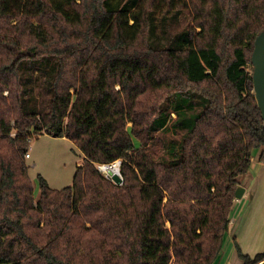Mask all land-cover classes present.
I'll return each mask as SVG.
<instances>
[{"label":"trees","instance_id":"1","mask_svg":"<svg viewBox=\"0 0 264 264\" xmlns=\"http://www.w3.org/2000/svg\"><path fill=\"white\" fill-rule=\"evenodd\" d=\"M260 32L264 0H0V264H215L264 147ZM42 133L83 161L35 198ZM115 160L122 184L98 168Z\"/></svg>","mask_w":264,"mask_h":264},{"label":"crops","instance_id":"2","mask_svg":"<svg viewBox=\"0 0 264 264\" xmlns=\"http://www.w3.org/2000/svg\"><path fill=\"white\" fill-rule=\"evenodd\" d=\"M261 154L264 155V147L253 151L246 178L243 177L240 184L245 191L241 200L239 198L237 213L232 212L215 264H242L236 245L250 257L264 251V162L259 159Z\"/></svg>","mask_w":264,"mask_h":264},{"label":"rangeland","instance_id":"3","mask_svg":"<svg viewBox=\"0 0 264 264\" xmlns=\"http://www.w3.org/2000/svg\"><path fill=\"white\" fill-rule=\"evenodd\" d=\"M191 23L192 13L189 9H184L179 15L177 28L187 27ZM252 69V65L247 67L250 74ZM28 153L30 157L25 158V162L35 198L39 195L38 174L44 177L51 188L59 189L71 184L76 167L83 161L81 153L71 140L46 133L31 137ZM241 180L243 181V177ZM240 200L237 199L233 207L232 212L235 214Z\"/></svg>","mask_w":264,"mask_h":264},{"label":"water","instance_id":"4","mask_svg":"<svg viewBox=\"0 0 264 264\" xmlns=\"http://www.w3.org/2000/svg\"><path fill=\"white\" fill-rule=\"evenodd\" d=\"M251 64L253 68L251 73L252 93L261 111L264 124V32H260L254 39ZM105 175L115 184H122V177L119 172L109 170ZM244 191L245 188L239 185L235 190V199L241 198ZM258 264H264V260Z\"/></svg>","mask_w":264,"mask_h":264},{"label":"bare ground","instance_id":"5","mask_svg":"<svg viewBox=\"0 0 264 264\" xmlns=\"http://www.w3.org/2000/svg\"><path fill=\"white\" fill-rule=\"evenodd\" d=\"M99 169L106 174L109 170H111L112 172H119V163L118 161H115L110 164H101L99 166Z\"/></svg>","mask_w":264,"mask_h":264},{"label":"built area","instance_id":"6","mask_svg":"<svg viewBox=\"0 0 264 264\" xmlns=\"http://www.w3.org/2000/svg\"><path fill=\"white\" fill-rule=\"evenodd\" d=\"M30 155H29V153L27 152L26 154H25V157L27 158V157H29ZM116 161V160H115ZM118 162H119V164H120V160H117ZM114 162V161H113ZM98 168H99V165H98Z\"/></svg>","mask_w":264,"mask_h":264}]
</instances>
